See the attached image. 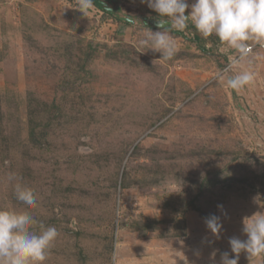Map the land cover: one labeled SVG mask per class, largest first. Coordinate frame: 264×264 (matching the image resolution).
I'll return each mask as SVG.
<instances>
[{
    "label": "rangeland",
    "instance_id": "1",
    "mask_svg": "<svg viewBox=\"0 0 264 264\" xmlns=\"http://www.w3.org/2000/svg\"><path fill=\"white\" fill-rule=\"evenodd\" d=\"M104 1L117 19L97 6L84 16L77 0H0V209L58 230L44 264L232 258L229 239H247L244 218L264 212V52L231 66L236 52L216 36L209 54L173 33L165 61L138 47L144 26L158 30L142 23L152 9ZM248 70L250 84L227 86ZM9 173L35 208L15 198ZM238 264L264 257L241 252Z\"/></svg>",
    "mask_w": 264,
    "mask_h": 264
},
{
    "label": "clouds",
    "instance_id": "2",
    "mask_svg": "<svg viewBox=\"0 0 264 264\" xmlns=\"http://www.w3.org/2000/svg\"><path fill=\"white\" fill-rule=\"evenodd\" d=\"M140 3L158 14L157 31L144 26L143 36L138 41L140 53L150 50L160 53V58L165 61L171 60L178 51L173 31L184 32L189 24L203 37L214 35L234 49L236 56L231 66L247 61L255 45H264V0H193L192 3L188 0H140ZM95 7L93 0H77L76 9L84 16ZM186 9H190L187 15ZM124 19L130 24H142L135 16L125 14ZM231 66L218 75L230 73ZM253 79L252 71H238L234 75H227L226 83L229 88L239 90ZM8 179L16 181L15 198L35 208L37 197L33 190L20 182L21 178L15 173H9ZM218 208L223 209V205H218ZM205 223L211 234L219 238L222 231L220 217L210 215ZM37 225L40 229L38 232L34 230ZM243 233L247 239H229L233 256L230 258L228 252L221 253L218 264H238L241 252L246 253L248 258L264 257V212L245 217ZM58 235L54 226H45L27 211L0 209V264H44ZM217 251L210 255L213 264H217Z\"/></svg>",
    "mask_w": 264,
    "mask_h": 264
},
{
    "label": "trees",
    "instance_id": "3",
    "mask_svg": "<svg viewBox=\"0 0 264 264\" xmlns=\"http://www.w3.org/2000/svg\"><path fill=\"white\" fill-rule=\"evenodd\" d=\"M116 7L119 8V5L117 4ZM96 8H98L102 12H105L106 14L111 16L112 18L117 19L116 16H114L112 13L106 12L103 9H101L100 7H96ZM149 14L151 15L150 16V20L153 21V22H156V20L158 18V14L156 12H154V11L150 12ZM149 26H153V25H149ZM173 33L182 36V38H184L186 41L192 43L195 46L196 49H198V50H200L202 52L209 53V51L207 50L209 48L205 47L206 44H209L208 39L203 37L200 33H198L193 25L189 24L188 29L185 30L184 32L177 33L175 31H173ZM227 53L229 54V56H232L235 52L234 51L230 52V50L228 49Z\"/></svg>",
    "mask_w": 264,
    "mask_h": 264
},
{
    "label": "water",
    "instance_id": "4",
    "mask_svg": "<svg viewBox=\"0 0 264 264\" xmlns=\"http://www.w3.org/2000/svg\"><path fill=\"white\" fill-rule=\"evenodd\" d=\"M93 3H94L95 6L100 7L104 11H106L105 9L107 8V9H110L111 10L109 13H112V14H115L116 13V10L114 8H112L111 6H109L104 0H102V2H101V0H93ZM106 12H108V11H106ZM185 15H187V12H185ZM121 20L126 21L124 19V17H121ZM142 23L143 24H147V25L156 26V22H153L151 20L148 22V21H146L144 19Z\"/></svg>",
    "mask_w": 264,
    "mask_h": 264
},
{
    "label": "built area",
    "instance_id": "5",
    "mask_svg": "<svg viewBox=\"0 0 264 264\" xmlns=\"http://www.w3.org/2000/svg\"><path fill=\"white\" fill-rule=\"evenodd\" d=\"M257 51L262 54L264 52V45H255L253 48L252 54L256 53ZM234 56H235V54H234ZM229 66H230V64H229Z\"/></svg>",
    "mask_w": 264,
    "mask_h": 264
}]
</instances>
